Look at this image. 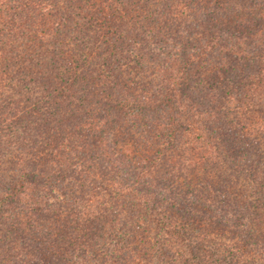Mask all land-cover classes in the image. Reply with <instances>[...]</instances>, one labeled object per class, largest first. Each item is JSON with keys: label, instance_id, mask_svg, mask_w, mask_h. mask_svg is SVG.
Masks as SVG:
<instances>
[{"label": "trees", "instance_id": "trees-1", "mask_svg": "<svg viewBox=\"0 0 264 264\" xmlns=\"http://www.w3.org/2000/svg\"><path fill=\"white\" fill-rule=\"evenodd\" d=\"M0 264H264V0H0Z\"/></svg>", "mask_w": 264, "mask_h": 264}]
</instances>
